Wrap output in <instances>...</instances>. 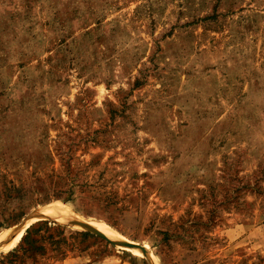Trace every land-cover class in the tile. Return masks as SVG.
I'll use <instances>...</instances> for the list:
<instances>
[{"label":"rangeland","instance_id":"1","mask_svg":"<svg viewBox=\"0 0 264 264\" xmlns=\"http://www.w3.org/2000/svg\"><path fill=\"white\" fill-rule=\"evenodd\" d=\"M27 218L0 264H264V0H0V233Z\"/></svg>","mask_w":264,"mask_h":264},{"label":"bare ground","instance_id":"2","mask_svg":"<svg viewBox=\"0 0 264 264\" xmlns=\"http://www.w3.org/2000/svg\"><path fill=\"white\" fill-rule=\"evenodd\" d=\"M68 211L69 210L67 208H65L64 206L51 205L47 208H44L42 211H40L39 216H40V218H44V220L45 219H49V220L51 219V221L54 220L57 223L62 224V225H66V223L70 222L72 224H76L79 227L80 226H82V227L86 226L90 229H95V230L107 235L112 240H117L116 235L112 233V231L109 229L108 226H106L104 224L92 222L89 220H84L81 217L80 218H73L72 213L71 214L69 213L71 211H69V212ZM27 220H29V218L23 220V222L21 223L19 228L16 230V233L14 234V236H15L14 238H13L12 234L9 235V233L13 229H7V230H4L3 232L0 233V251H6L8 248L12 247L16 242H18L21 239L25 228L28 226V224H26ZM128 250L131 251L133 254L140 253L137 249H128Z\"/></svg>","mask_w":264,"mask_h":264},{"label":"trees","instance_id":"3","mask_svg":"<svg viewBox=\"0 0 264 264\" xmlns=\"http://www.w3.org/2000/svg\"><path fill=\"white\" fill-rule=\"evenodd\" d=\"M46 226H47V225H46L45 223H43V224H40V226H39L38 228H36V227H34V226L29 227V228L25 231V233H24V235H23V237H22V239H21V241H20V244H19V246H18V249H21L23 245H27L26 247H23V248H22L24 251H26V250L29 251V250L33 249L32 246L35 245L36 240H35L34 238H32V235H33L34 233H37L42 227H46ZM58 228L60 229L61 234H62L63 231H64V228H63V227H58ZM81 234H83V235H89V233H87V232H81ZM60 239H61V240H64V238H60ZM61 240H58V241H56L55 243H61V242H60ZM51 243H52V241H51ZM20 247H21V248H20ZM18 249H15V250H13V251H11V252L5 254V255H1V256H0V263H1V261H2L3 259H8V258H10V257H17V252L19 251Z\"/></svg>","mask_w":264,"mask_h":264},{"label":"water","instance_id":"4","mask_svg":"<svg viewBox=\"0 0 264 264\" xmlns=\"http://www.w3.org/2000/svg\"><path fill=\"white\" fill-rule=\"evenodd\" d=\"M84 230H86V229H84ZM86 231H88V232H91V233H93V234H95V235H99V236H102V237H105L102 233H100V232H93V231H90V230H86ZM112 242V244H114V245H118V246H122V247H128V248H135V247H137V246H135V245H131V244H129V243H126V242H123V241H120V242H113V241H111ZM141 251H143V247H138Z\"/></svg>","mask_w":264,"mask_h":264}]
</instances>
